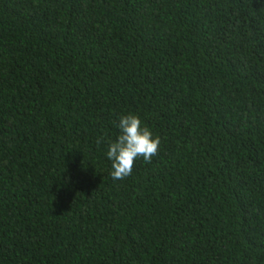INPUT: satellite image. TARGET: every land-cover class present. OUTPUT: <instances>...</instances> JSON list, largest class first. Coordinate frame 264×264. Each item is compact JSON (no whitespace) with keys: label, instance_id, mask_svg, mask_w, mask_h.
<instances>
[{"label":"trees","instance_id":"16d2710c","mask_svg":"<svg viewBox=\"0 0 264 264\" xmlns=\"http://www.w3.org/2000/svg\"><path fill=\"white\" fill-rule=\"evenodd\" d=\"M0 264H264V0H0Z\"/></svg>","mask_w":264,"mask_h":264},{"label":"clouds","instance_id":"9594fccd","mask_svg":"<svg viewBox=\"0 0 264 264\" xmlns=\"http://www.w3.org/2000/svg\"><path fill=\"white\" fill-rule=\"evenodd\" d=\"M117 127L120 135L109 143L106 155L112 162L110 175L113 180H124L132 175L137 160L142 158L145 163H151L153 157L159 155L161 138L154 136L135 114L121 116ZM102 141L101 137L97 144Z\"/></svg>","mask_w":264,"mask_h":264}]
</instances>
